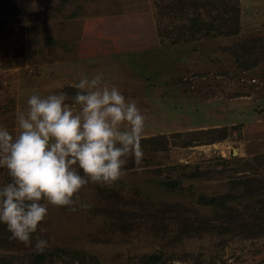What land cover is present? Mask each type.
<instances>
[{
    "label": "rangeland",
    "instance_id": "1",
    "mask_svg": "<svg viewBox=\"0 0 264 264\" xmlns=\"http://www.w3.org/2000/svg\"><path fill=\"white\" fill-rule=\"evenodd\" d=\"M96 74L145 114L142 164L32 246L0 223V264H264V0H0V126Z\"/></svg>",
    "mask_w": 264,
    "mask_h": 264
},
{
    "label": "clouds",
    "instance_id": "2",
    "mask_svg": "<svg viewBox=\"0 0 264 264\" xmlns=\"http://www.w3.org/2000/svg\"><path fill=\"white\" fill-rule=\"evenodd\" d=\"M72 104L63 92L33 93L17 113L18 132L0 126V168L10 182L0 185V223L11 238L32 246V236L48 214V205L87 210L79 193L90 182L113 184L132 158L143 162L141 138L146 116L135 100L103 74L73 84ZM48 240L38 239L43 252Z\"/></svg>",
    "mask_w": 264,
    "mask_h": 264
}]
</instances>
